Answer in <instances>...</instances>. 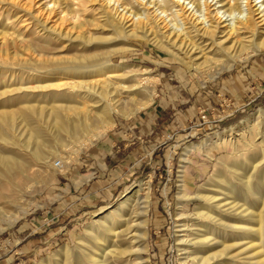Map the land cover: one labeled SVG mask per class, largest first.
<instances>
[{
	"label": "bare ground",
	"instance_id": "bare-ground-1",
	"mask_svg": "<svg viewBox=\"0 0 264 264\" xmlns=\"http://www.w3.org/2000/svg\"><path fill=\"white\" fill-rule=\"evenodd\" d=\"M96 30H111L116 40L78 50L110 39L95 36ZM130 37L148 40L199 77L205 73L203 83L264 48V0H0V63L34 71L26 75L33 80L0 96L19 89L43 99L38 105L24 99L0 111V232L35 207V194L69 165L61 157L55 162L57 152L36 122L45 123L49 134L73 135L72 153L78 155L114 126L113 113L129 117L152 103L154 80L144 76V67L110 63L115 51L130 48ZM261 117L264 109L185 148V160L195 150L211 160L216 151L231 150L218 158L195 195L180 184V200L203 201L193 218L181 213L178 224V249L192 264L264 263L261 245L250 234L254 225L260 235L264 230ZM253 181L259 185L253 188ZM149 182V176L140 179L129 195L87 224L74 249L62 245L33 264H143ZM239 183L253 204L235 201ZM186 218L193 223L187 225Z\"/></svg>",
	"mask_w": 264,
	"mask_h": 264
},
{
	"label": "rangeland",
	"instance_id": "rangeland-1",
	"mask_svg": "<svg viewBox=\"0 0 264 264\" xmlns=\"http://www.w3.org/2000/svg\"><path fill=\"white\" fill-rule=\"evenodd\" d=\"M95 32V36H109L110 39L91 41L90 49L78 50L100 49L105 43L116 40H113L115 37L111 30ZM128 40L130 48L115 51L110 57V63L144 67L147 70L144 76L154 80V100L148 107L129 117L113 113L114 126L78 155L72 153L76 144L73 135L49 134L44 127L45 123L36 122L47 139L46 145L49 144L57 152L55 162L61 157L69 160V165L56 172L54 182L35 194V207L0 232V264H33L51 255L62 245L74 249L78 235L83 234L87 224L129 195L137 182L148 176V250L142 253L143 264H192L191 259H185V254L178 249V224L184 220L180 217L181 213L185 217L192 215L188 218H193L196 215L195 205L203 201L200 198L193 201L180 200V184L186 185L185 192L195 195L198 187L214 170L218 158L229 155L231 150L216 151L213 160L195 150L188 153L185 160V148L190 143L213 138L216 133L264 109V77L255 75L257 61L260 58L264 60V48L255 55L235 61L230 69L222 70L213 79L202 83L205 73L202 77L195 75L191 69L171 59L165 51L146 39L130 37ZM76 51L74 48L69 54ZM0 66V93L17 88L19 82L24 83L26 79L33 80V76H26L34 72L29 67H12L4 63H0ZM253 66L255 71L251 72ZM234 76L237 80H248L249 92L246 90L242 98L232 93L227 87L229 84L225 83ZM21 77H25V80H21ZM9 83L13 87H9ZM26 93L29 97L24 96ZM30 94L28 90L15 89L0 96V111L6 110L9 105H22L24 99L35 105L43 100ZM44 100L48 101V98ZM236 100H240L238 105L235 104ZM203 113L207 115L205 119L202 118ZM261 118L264 123V117ZM55 137L62 139V145L55 141ZM106 153L109 155L105 160ZM262 158L258 157L257 160ZM262 163L261 166H264ZM42 173L38 172V177ZM252 184L253 188L259 185L255 181ZM236 191L237 203L251 205L255 202L253 197H243L244 190L240 183ZM185 223L191 225L193 220L186 218ZM254 228L256 230L250 234L254 242L261 245L258 248L260 252H264V230L260 235L258 226L254 225ZM225 261L223 263L228 264Z\"/></svg>",
	"mask_w": 264,
	"mask_h": 264
},
{
	"label": "crops",
	"instance_id": "crops-1",
	"mask_svg": "<svg viewBox=\"0 0 264 264\" xmlns=\"http://www.w3.org/2000/svg\"><path fill=\"white\" fill-rule=\"evenodd\" d=\"M264 50V49H263ZM262 51V50H261ZM260 52V51H259ZM258 52V53H259ZM257 68L256 72H255V75L257 76H260V77H264V60L262 58H260L258 61H257ZM253 69H251V72L255 71V66L252 67ZM250 74V73H249ZM229 85H227L228 89H230L232 91V93H236V94H239V96L242 98L243 97V93L249 89V86H248V80L247 78H237L234 76L231 78V80H228L227 82H225ZM248 91V90H247ZM249 92V91H248ZM261 92V91H260ZM250 96V95H248ZM240 100H236L235 101V104L238 105V102ZM219 123H214V125H218ZM233 126V125H232ZM230 127V126H229ZM190 153V152H189ZM108 155L109 153H106V156H105V160L106 158H108ZM189 155V154H188Z\"/></svg>",
	"mask_w": 264,
	"mask_h": 264
},
{
	"label": "built area",
	"instance_id": "built-area-1",
	"mask_svg": "<svg viewBox=\"0 0 264 264\" xmlns=\"http://www.w3.org/2000/svg\"><path fill=\"white\" fill-rule=\"evenodd\" d=\"M206 117H207V115L203 113V114H202V118L205 119Z\"/></svg>",
	"mask_w": 264,
	"mask_h": 264
}]
</instances>
